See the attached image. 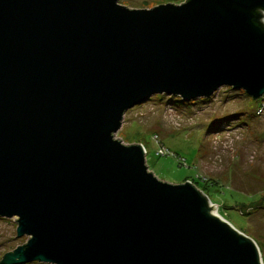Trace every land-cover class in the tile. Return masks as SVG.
<instances>
[{"label": "water", "instance_id": "water-1", "mask_svg": "<svg viewBox=\"0 0 264 264\" xmlns=\"http://www.w3.org/2000/svg\"><path fill=\"white\" fill-rule=\"evenodd\" d=\"M264 0H0V264H262L193 184L115 140L156 95L264 98Z\"/></svg>", "mask_w": 264, "mask_h": 264}, {"label": "rangeland", "instance_id": "rangeland-1", "mask_svg": "<svg viewBox=\"0 0 264 264\" xmlns=\"http://www.w3.org/2000/svg\"><path fill=\"white\" fill-rule=\"evenodd\" d=\"M186 1L120 0V4L152 10ZM173 97L178 98L156 95L127 111L115 140L143 147L148 170L160 181L193 184L211 208L217 206L213 214L217 210L219 217L255 242L264 264V98L254 100L230 87L208 101L197 99L188 105L174 104ZM16 221L0 218V263L29 242L28 236L18 237Z\"/></svg>", "mask_w": 264, "mask_h": 264}, {"label": "trees", "instance_id": "trees-1", "mask_svg": "<svg viewBox=\"0 0 264 264\" xmlns=\"http://www.w3.org/2000/svg\"><path fill=\"white\" fill-rule=\"evenodd\" d=\"M260 12H264V11H260ZM182 98H177V97H173V98H171V100H172V102L174 103V104H176V105H188V103L187 102H184L183 100H181ZM203 102L204 101H208V99H204V100H202ZM259 101V100H258ZM257 103H259V102H257ZM256 107V106H255ZM216 127V128H215ZM218 125H215L213 128H215V130L216 129H218ZM201 181H202V179H200ZM196 185H198V181H193ZM214 185L216 184V183H213ZM199 186V185H198ZM200 188V187H199ZM201 189V188H200ZM204 190V189H203ZM205 191V190H204ZM206 193V192H205Z\"/></svg>", "mask_w": 264, "mask_h": 264}, {"label": "bare ground", "instance_id": "bare-ground-1", "mask_svg": "<svg viewBox=\"0 0 264 264\" xmlns=\"http://www.w3.org/2000/svg\"><path fill=\"white\" fill-rule=\"evenodd\" d=\"M214 214H215L217 217H219V214H218L217 210L214 211ZM219 218H221V217H219Z\"/></svg>", "mask_w": 264, "mask_h": 264}, {"label": "built area", "instance_id": "built-area-1", "mask_svg": "<svg viewBox=\"0 0 264 264\" xmlns=\"http://www.w3.org/2000/svg\"><path fill=\"white\" fill-rule=\"evenodd\" d=\"M262 15H264V12L262 13ZM262 23L264 24V16L262 17Z\"/></svg>", "mask_w": 264, "mask_h": 264}]
</instances>
